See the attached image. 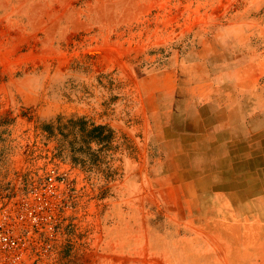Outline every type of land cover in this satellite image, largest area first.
<instances>
[{
  "label": "rangeland",
  "instance_id": "1",
  "mask_svg": "<svg viewBox=\"0 0 264 264\" xmlns=\"http://www.w3.org/2000/svg\"><path fill=\"white\" fill-rule=\"evenodd\" d=\"M194 104L231 108L255 167L264 0H0V183L66 171L73 186L49 264H162L149 231L196 197L179 145Z\"/></svg>",
  "mask_w": 264,
  "mask_h": 264
},
{
  "label": "crops",
  "instance_id": "2",
  "mask_svg": "<svg viewBox=\"0 0 264 264\" xmlns=\"http://www.w3.org/2000/svg\"><path fill=\"white\" fill-rule=\"evenodd\" d=\"M183 109L180 152L195 164L185 169L181 186L187 195L194 191L195 196L196 190V197L183 198L178 214H164L174 229L163 225L149 231L150 252L162 256V264H264V152L252 167L246 127L236 130L231 124V108L194 104ZM124 200L114 199L115 224L107 233L119 249L117 222ZM187 249L195 259L177 255Z\"/></svg>",
  "mask_w": 264,
  "mask_h": 264
},
{
  "label": "built area",
  "instance_id": "3",
  "mask_svg": "<svg viewBox=\"0 0 264 264\" xmlns=\"http://www.w3.org/2000/svg\"><path fill=\"white\" fill-rule=\"evenodd\" d=\"M66 171L32 183H0V264H49L63 243L73 201Z\"/></svg>",
  "mask_w": 264,
  "mask_h": 264
}]
</instances>
